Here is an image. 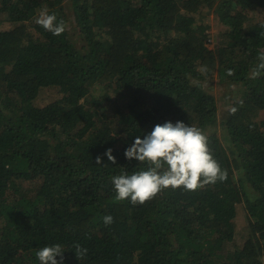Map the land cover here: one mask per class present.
Segmentation results:
<instances>
[{"label": "trees", "instance_id": "16d2710c", "mask_svg": "<svg viewBox=\"0 0 264 264\" xmlns=\"http://www.w3.org/2000/svg\"><path fill=\"white\" fill-rule=\"evenodd\" d=\"M261 54L264 0H0V264L54 244L63 264H264ZM166 121L199 128L227 179L116 201L112 177L148 167L124 151Z\"/></svg>", "mask_w": 264, "mask_h": 264}, {"label": "clouds", "instance_id": "9594fccd", "mask_svg": "<svg viewBox=\"0 0 264 264\" xmlns=\"http://www.w3.org/2000/svg\"><path fill=\"white\" fill-rule=\"evenodd\" d=\"M36 23L54 36L65 31L64 22L57 23L56 15L49 14L47 10L40 12ZM258 60L259 63L252 71L253 78L259 77L264 70V54L258 56ZM201 70L206 72L207 68ZM228 74L231 75L232 70ZM236 110L233 107L230 114H234ZM111 153L112 149L109 148L104 155L114 164L115 157ZM124 156L128 160L135 159L148 166L146 170L131 175L124 173L111 179L116 193L115 200L129 199L132 205L144 204L163 189L175 190L183 187L187 191H195L204 185L215 184L218 180L223 182L228 175L212 157L207 146V137L202 131L181 121L175 124L170 121L157 124L142 139L137 136L124 151ZM96 163H101L100 156L96 157ZM103 223L106 226L113 223L112 216H104ZM74 247L76 259H83L87 249L79 244ZM64 252L60 244H54L40 248L35 256L40 264H63Z\"/></svg>", "mask_w": 264, "mask_h": 264}, {"label": "rangeland", "instance_id": "374dc122", "mask_svg": "<svg viewBox=\"0 0 264 264\" xmlns=\"http://www.w3.org/2000/svg\"><path fill=\"white\" fill-rule=\"evenodd\" d=\"M199 16H200V18L201 17L202 18L206 17V21H207L208 25L210 26L209 31H208V33L210 35L216 33L221 28L220 24L217 22V20L215 18V15L212 13L211 10H209V9L207 10V9L204 8V9L201 10V12H199ZM199 16H197V18H199ZM3 27L5 28L7 26L3 25ZM210 40H212V41H210L207 44L208 48H211L212 45H213V43H212L213 42V38H211ZM214 83L212 85L213 94L216 95V97H217V105L221 108L220 104H222V102L220 101V98L218 97V95L220 94L221 90H219L218 87L216 85H214ZM57 96H58L57 92L53 88L42 89V90H40L36 100L34 101V104L36 106H38V107H42V106L52 102L53 100H55ZM220 110H223V109H220ZM241 217H242V212L240 210L238 212L237 217H236V227H237V229L240 226H242V224H243Z\"/></svg>", "mask_w": 264, "mask_h": 264}]
</instances>
